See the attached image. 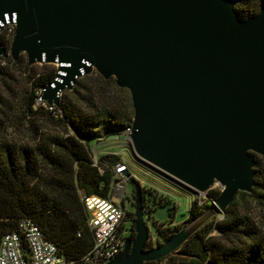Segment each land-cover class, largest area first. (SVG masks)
<instances>
[{
    "label": "water",
    "instance_id": "1",
    "mask_svg": "<svg viewBox=\"0 0 264 264\" xmlns=\"http://www.w3.org/2000/svg\"><path fill=\"white\" fill-rule=\"evenodd\" d=\"M13 35L0 57L57 66L40 98L59 94L94 70L129 93L128 146L142 164L196 195L221 187L214 211L254 186V156L264 161V6L239 19L230 0H0V27ZM133 193L132 240L106 264H143L175 252L179 230L145 248L140 183Z\"/></svg>",
    "mask_w": 264,
    "mask_h": 264
},
{
    "label": "trees",
    "instance_id": "2",
    "mask_svg": "<svg viewBox=\"0 0 264 264\" xmlns=\"http://www.w3.org/2000/svg\"><path fill=\"white\" fill-rule=\"evenodd\" d=\"M230 1L241 20L264 6V0ZM0 43L8 51V42L0 40ZM1 58L4 64H0V76L9 77L17 70V64L9 56ZM54 76L53 71L30 76L34 79L26 98V116L33 120L38 113L47 115L52 123L62 127V134L41 135L35 128L30 144L0 141V237L15 230L19 218H31L66 261H75L88 251L92 242L78 190L85 195L105 197L111 178L109 169L118 161L112 154L98 158V166L103 169L100 175L91 165L87 141L93 138L94 127L100 122L105 121L112 131L120 132L130 124L131 117L125 107L108 95V89L121 91L115 88L113 79L103 80L99 75H87L84 83L76 82L71 91L75 97L72 103L59 99L56 107L43 100L36 104V92L51 83ZM254 162L252 191L238 192L220 219L199 226L175 252L165 257L164 264H264V174L259 157L254 156ZM141 190L143 211L148 207L150 216L152 205H167L169 220L165 223L171 222L174 214L169 203L150 197L144 186ZM247 200L254 204V214L250 209L241 210ZM200 215L201 209L194 202L185 222H193ZM131 216L133 226L134 214ZM214 229L216 234H211ZM155 231L164 240L173 235L164 227L156 226ZM133 236L134 233L131 239ZM165 258L143 264H161Z\"/></svg>",
    "mask_w": 264,
    "mask_h": 264
},
{
    "label": "rangeland",
    "instance_id": "3",
    "mask_svg": "<svg viewBox=\"0 0 264 264\" xmlns=\"http://www.w3.org/2000/svg\"><path fill=\"white\" fill-rule=\"evenodd\" d=\"M6 27L7 25L4 24V27L0 29V34L3 33L2 31ZM1 59L2 58L0 57V64L2 65L4 64V61ZM16 64L17 70L15 72L12 71V74H10L9 77L0 76V141H10L15 145L22 143L30 144V139H32V134L35 128L41 135H61L62 127L52 123L47 118V115L38 113L33 120L26 116V98L28 92L31 90V83L34 79L32 77L30 78V76L35 74L37 77L49 71L56 73L57 66L54 64H33L28 66L24 54L19 55ZM22 71H24V73ZM87 75L94 77L97 74L94 70H91ZM87 75H81L78 77L70 90L64 89L59 94V99L65 101L68 100L71 103L74 102L75 97L71 91L74 89L76 82L80 83L82 81L84 83V77ZM5 85L9 87V91L6 90ZM115 88L120 89L116 86ZM120 90L121 91L117 92L108 89L107 91L109 97H113L118 103L125 107L132 118L133 111L131 108L129 93L125 89ZM35 107L36 104L34 103L33 108ZM43 107H46V105H43ZM53 115L54 118L57 117L56 114ZM126 127L127 125L124 126V128ZM94 129L96 132L93 138H89L87 141L90 154L97 158L108 154L115 155L117 160L126 163L129 169L128 173L131 174L141 186L147 188V191L151 194L150 197L154 196L161 198L162 200L167 201L169 203L168 205L172 208L174 217L172 221L168 223H165L169 220L167 205H152L153 211L150 216L148 207H146L145 211H142L143 221L148 232V238L145 243L146 249L154 248L165 242V240L156 233V226L168 228L173 234L179 230H185L188 232L189 237H191L195 230L203 223L220 219L221 214L215 212L213 208L214 200L219 196L221 191V187L217 183L214 182L210 186L206 191L205 196H203L204 194L196 195L182 185L140 163L132 154L128 142L118 140L116 137L118 134L117 132L119 131H112V128L109 127L107 122H100L94 127ZM259 161L261 164L260 169L264 174V161L260 158ZM126 188L129 190L126 212L128 217L132 218L131 215L134 214L133 193L130 192L131 187L128 182ZM209 192L212 194H209ZM213 196H216V198ZM194 202L196 203V206L201 209V215L195 221L187 223L185 222L187 212L191 204ZM253 206L254 204L247 200L241 205V210L250 209L254 214L256 210H254ZM216 232L217 231L214 229L211 234H216ZM173 257H177V255L173 254ZM166 262L167 258L162 260L161 264Z\"/></svg>",
    "mask_w": 264,
    "mask_h": 264
},
{
    "label": "built area",
    "instance_id": "4",
    "mask_svg": "<svg viewBox=\"0 0 264 264\" xmlns=\"http://www.w3.org/2000/svg\"><path fill=\"white\" fill-rule=\"evenodd\" d=\"M4 24L7 27L0 34V40L8 42L9 47L14 30L13 17L9 23L5 15ZM4 24H1L0 29ZM36 93L37 104L42 101L39 95L41 90ZM129 134L130 125L120 131L116 138L128 142ZM91 165L97 168L100 175L103 174L102 167L98 166V158L94 155H91ZM109 170L111 178L105 197L85 195L78 190L79 200L86 213V225L92 236L91 246L82 257L66 261L56 246L44 238L35 222L26 217L16 221L15 230L0 237V264H106L120 254L125 242L132 240L134 233L132 218L126 212L129 190L124 173H128L129 169L125 162L118 160Z\"/></svg>",
    "mask_w": 264,
    "mask_h": 264
}]
</instances>
